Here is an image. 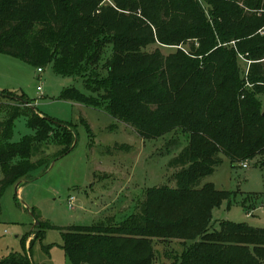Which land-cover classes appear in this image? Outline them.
Returning <instances> with one entry per match:
<instances>
[{
	"label": "trees",
	"instance_id": "1",
	"mask_svg": "<svg viewBox=\"0 0 264 264\" xmlns=\"http://www.w3.org/2000/svg\"><path fill=\"white\" fill-rule=\"evenodd\" d=\"M229 1L235 6V19L246 30L235 39L249 36L252 61L248 79L253 84V93L264 95V30L262 35L258 32L264 27V11L256 13L264 7V0ZM239 2L248 10L239 8ZM94 3L95 0H0V14H6L0 16V52L41 69L53 63L55 72L83 77L84 84L89 79L83 76L86 71L83 69L100 60L106 67L107 78L93 79L91 83L103 87L101 96L93 99L70 87L63 90L60 99L84 102L92 108L107 102L112 117L133 126L141 137L179 133L186 136V143L170 160L173 166L180 167L174 174L173 186L147 188L141 211L118 223L101 221L91 226L65 228L61 231L65 255L71 264H148L152 254L149 238L154 237L182 239L184 245L190 242L181 252L178 264H264V227L223 220L219 221L218 229H213L212 209L222 200L231 202L234 195L232 191L217 189L212 182L201 184L221 163L220 155L232 165L264 157L262 106L254 94L242 88L243 79L233 67V53L217 48L201 66L188 63L185 57L164 61L153 54L152 60L146 62L148 67H144V59L149 57L139 50L155 42L152 35L127 38L110 34L109 40L85 36L89 29L108 26L106 12L101 17L87 12ZM174 6L177 12L192 10L201 14L197 1L174 0ZM107 10L117 14L112 8ZM165 10V0H160L159 17H163ZM63 12H68L65 19ZM158 21L150 18L148 23L157 25V38L164 44L209 35L201 17L191 23L180 19L185 27L169 23L168 19L159 25ZM29 24H34L31 33L25 40L18 39V32ZM234 33L236 36L238 32ZM107 46L112 47V54L107 55ZM222 55L232 57L230 66L222 64L223 59L218 61ZM131 62L132 67H123ZM5 92L0 91V98ZM20 100L16 103L29 102L24 95ZM2 105L0 100V108ZM4 106L7 115L0 119V197L9 184L40 166L46 169L75 145V129L70 124L43 119L30 105ZM19 116L27 117L32 133L12 141L14 120ZM80 121L90 132L87 121L83 117ZM52 141L59 148L46 153ZM36 154L41 157L33 160ZM241 204L248 209L244 202ZM48 226L44 222L35 224L31 242L41 239L43 228ZM0 264L33 263L26 252H12L0 259Z\"/></svg>",
	"mask_w": 264,
	"mask_h": 264
},
{
	"label": "rangeland",
	"instance_id": "2",
	"mask_svg": "<svg viewBox=\"0 0 264 264\" xmlns=\"http://www.w3.org/2000/svg\"><path fill=\"white\" fill-rule=\"evenodd\" d=\"M139 0H95L87 12L101 17L105 13L107 28H92L84 32L85 36L96 40L101 37L109 40L110 34H121L127 38L152 35L153 43L140 48L148 55L144 67L153 54H158L166 61L185 57L188 63L201 66L209 54L217 49L231 51L235 57L233 67L243 79L242 88L253 93V84L248 79V67L251 63L249 36L235 39L246 32L244 25L235 19V6L229 0H193L201 7V14L195 11L177 12L174 0H165L166 10L159 17L160 0H146L145 3L132 4ZM97 2V3H96ZM119 4H128L121 7ZM239 8L248 10L241 2ZM114 9L116 13L109 12ZM264 7L256 13L260 15ZM6 15L1 13L0 16ZM68 12L62 13V18ZM205 20L208 30L206 37L181 40L178 44L159 42L158 28L148 20L154 18L158 25L163 19L185 27L180 19L188 23ZM34 24H29L18 32L19 38L25 40ZM264 28V27H263ZM259 29V35L264 29ZM144 31V32H143ZM236 33V36H233ZM17 33V37H18ZM234 33V34H233ZM108 54L113 53L107 46ZM87 48H90L87 44ZM151 56V57H150ZM217 58V57H216ZM219 58V57H218ZM230 66L232 57L222 55L218 61ZM41 66V65H40ZM133 62L123 64L125 69ZM20 58L0 52V91H6L0 98V119L7 111L4 105L32 106L38 116L49 121L68 123L75 129V145L71 151L55 159L44 169L43 166L18 178L9 184L0 197V259L12 252H26L33 264H71L62 248L61 231L68 227L91 226L98 222L118 223L131 213H139L149 187L174 185V174L180 169L170 160L177 155L186 143V136L168 133L156 138H143L130 124L112 117L106 108H92L84 102L60 99L63 90L75 87L93 99L103 94L100 84L91 83L93 79L107 78L106 67L102 61L88 65L83 73L89 82L84 84L83 77L63 75L55 72L54 64L47 63L42 71ZM150 72V71H147ZM40 87V90L37 88ZM2 93V92H1ZM24 95L29 102L17 104ZM254 98L264 109V95L254 94ZM261 111V113H262ZM83 117L89 124V132L80 121ZM32 130L27 117L19 116L14 120L12 141H18L29 135ZM46 147L43 146L45 150ZM59 147L52 141L46 153H54ZM41 154L33 156V160ZM221 163L214 172L202 179L201 184L212 182L219 190L232 191L231 202L222 200L211 211L213 229L219 228V221L227 220L251 227H264V157H256L232 165L230 160L220 155ZM260 164L262 167H260ZM0 170V178H1ZM73 198L72 207L69 199ZM244 202L248 213L242 206ZM34 212L32 214L31 212ZM110 219H112L111 222ZM49 225L44 229L41 239L31 242V233L35 222ZM39 228V227H37ZM151 245L148 264H178L180 254L186 245L182 239L149 238Z\"/></svg>",
	"mask_w": 264,
	"mask_h": 264
},
{
	"label": "built area",
	"instance_id": "3",
	"mask_svg": "<svg viewBox=\"0 0 264 264\" xmlns=\"http://www.w3.org/2000/svg\"><path fill=\"white\" fill-rule=\"evenodd\" d=\"M37 71L38 72H41L42 71V69L41 68H37ZM37 90H40V87H38L37 88ZM242 166L245 168V167H247V163H242ZM74 199L71 197L70 199H69V207L71 208L72 207V201H73Z\"/></svg>",
	"mask_w": 264,
	"mask_h": 264
},
{
	"label": "water",
	"instance_id": "4",
	"mask_svg": "<svg viewBox=\"0 0 264 264\" xmlns=\"http://www.w3.org/2000/svg\"><path fill=\"white\" fill-rule=\"evenodd\" d=\"M261 114H262V116L264 117V109H263V111H262ZM35 223L37 224L38 222L36 221Z\"/></svg>",
	"mask_w": 264,
	"mask_h": 264
}]
</instances>
